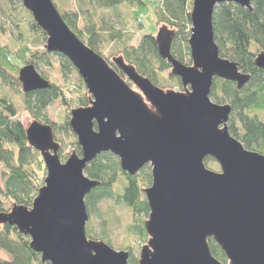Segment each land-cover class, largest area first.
Wrapping results in <instances>:
<instances>
[{
    "label": "water",
    "instance_id": "1",
    "mask_svg": "<svg viewBox=\"0 0 264 264\" xmlns=\"http://www.w3.org/2000/svg\"><path fill=\"white\" fill-rule=\"evenodd\" d=\"M251 1L192 0L190 66L171 54L175 32L158 30V56L183 89L175 92L160 89L121 57L113 58L125 81L76 37L51 0H20L46 35L44 51L70 62L90 98L88 107L69 114L79 156L72 152L62 163L52 127L39 121L26 127L27 144L42 158L46 176L31 207L13 205L0 212V227L27 237L41 264H128L127 252L88 240L85 231V198L99 183L84 170L109 153L130 177L150 168L151 185L141 190L149 209L143 225L148 240L138 264H223L211 255L209 240L227 264H264V155L246 150L230 135L231 106L210 99L215 79L234 83L237 90L250 81L236 63L220 58L214 10L233 3L250 11ZM253 65L264 73V51ZM18 79L24 94L50 86L34 65L21 68ZM207 158L219 172L207 169Z\"/></svg>",
    "mask_w": 264,
    "mask_h": 264
},
{
    "label": "trees",
    "instance_id": "2",
    "mask_svg": "<svg viewBox=\"0 0 264 264\" xmlns=\"http://www.w3.org/2000/svg\"><path fill=\"white\" fill-rule=\"evenodd\" d=\"M86 1L94 10H109L120 5L132 6L134 12H132L131 21L135 28L133 33L141 30L147 32L136 45L120 46L124 30H116L110 23L106 25L102 20L96 22V11L87 10L85 14H82L81 29L78 26L81 20L79 13L71 10L58 12L76 37L107 61L123 79L124 75L110 61L112 57H121L126 64L133 66L140 75L159 88L169 87L161 74L168 71L170 66L158 56L155 43V36L161 27L175 32L171 46L172 56L183 65L191 64L188 39L192 0ZM13 3L20 7L19 11L29 15L20 5V0H0V14L7 11ZM53 4L56 8L55 3ZM250 6L249 11L233 3H223L214 10L213 34L220 58L236 63L240 72L250 75V81L241 90H237L234 83L216 79L211 89L210 99L217 105L231 106L227 124L230 135L246 150L264 155V73L253 65L255 55L264 51V0H252ZM15 26L20 30L19 37L23 45L12 50L0 45V198L3 196L5 199L14 201L15 205L29 208L43 186L46 172L45 169L42 170L43 178H40L38 172L42 169V161L39 154L28 146L25 135L27 126L20 122L18 107L6 93L20 95L22 108L33 120L50 125L54 132L64 133L70 131L67 123L68 116L63 118L61 124H54L44 115V111L56 100H60L64 106L69 105L70 94L79 95L85 92V88L77 90L70 89L69 86L59 87L48 81L50 85L48 89L28 94L22 93L18 75L23 66L50 67L49 58L59 57L61 65L59 72L64 80L65 72L69 70V67H73L66 58L58 54H48L43 50L35 51L37 44L46 42V35L34 24V21H30L27 25L18 21ZM0 28L3 33V27L0 26ZM169 81L176 82L180 86L179 80L171 75ZM129 86L132 85L129 84ZM76 100L82 107L88 105L85 97H77ZM62 158L65 159V156ZM209 163H213L218 169L217 164L209 158L205 159L207 169ZM84 174L87 178L99 183V186L85 198L89 219H92L91 215L96 211L95 206L103 201L111 202L113 208L122 205L130 212L133 221L137 222H131V225L126 228V239H130L134 233L144 237L141 219L148 216L149 209L141 190L143 185H151L150 168L146 166L136 176L130 177L120 170L119 162L114 156L104 153L87 165ZM118 177L123 178L124 188L116 194L114 190ZM89 232L90 239L92 234ZM208 246L211 255L217 261L227 263L214 241L209 240ZM125 249L126 252H130H127L128 254L133 255L131 247L127 246ZM0 251L9 257L8 260L0 258V264H41L39 255L29 247V239L8 225L0 227ZM129 264L137 263L130 261Z\"/></svg>",
    "mask_w": 264,
    "mask_h": 264
},
{
    "label": "rangeland",
    "instance_id": "3",
    "mask_svg": "<svg viewBox=\"0 0 264 264\" xmlns=\"http://www.w3.org/2000/svg\"><path fill=\"white\" fill-rule=\"evenodd\" d=\"M53 3H55L59 13L69 10L76 11L77 13H79L81 19L78 23L79 29L83 27L82 14H85L87 10L91 12L96 11V16H95L96 22H101L102 20L104 24L110 23L116 30H120V29L124 30L123 31L124 34L121 35V39L119 43L120 46H124L125 44L136 45L138 41L141 39V37L147 34L146 30H141L138 31L137 33H133V30L135 28L132 25V21H131V15L132 12H134V8H132V6L128 7L125 5H120L109 10H94L88 6L86 0H53ZM20 5L22 6L21 2ZM19 9L20 7H18L16 3H13L10 6V8L7 9V11H4L2 15L0 14V26H2L4 29V32L2 33L1 32L2 29L0 28L1 29L0 45L8 47L11 50L19 48L20 46L23 45L21 44V40H20L21 38L19 37L20 30L15 26L16 22L21 21L22 23L27 25L28 23H30V21H33L29 13H28L29 15L27 16L25 13L19 11ZM17 19L19 20L17 21ZM146 22H144V25H146ZM45 44L46 42L37 44L35 46V51L36 50L44 51ZM113 58H117V57H112L110 61H112ZM49 59L51 64L50 67H46L44 65L39 67L35 66L37 72L44 79L59 87L69 86L70 89L73 88L77 90L83 89V87L85 88L82 80L80 79L74 68L69 67V70L65 72L66 78L64 80L59 72V67L61 66L59 61L60 58L54 56V57H50ZM170 75H171L170 69L161 74L162 79L168 83L169 87L165 89L163 88L160 89L181 92L183 90L181 84L180 86H178L176 82L169 81ZM124 80L127 81L125 77ZM127 83L128 85L130 84L129 82ZM131 88L136 91V89L133 86H131ZM6 95L10 96V98H12L15 104L17 105L19 111V120L22 123V125L28 126L32 121H37V120H33L30 117V115L22 108V103H21L22 97L20 95H16V94L12 95L9 93H6ZM77 97H85L87 99V104L89 103L90 97L87 94V90L85 88V92L83 91L79 95L70 94L69 99L71 100L69 102V105L67 106L62 105L60 100L54 101V103L48 106L47 109L44 111V115L49 119L50 122L54 124H61L65 116H68V120H69V114L72 110H75L77 108H85L89 106L88 104L87 106L82 107L78 102V100H76ZM53 134L55 141L60 145L59 159L62 163L66 161V159L69 157V155L72 152H75L78 156L80 155V149L77 146L76 138L71 133V131L68 130V132H64V133L53 131ZM74 143H76L75 146ZM63 156H65V159L62 158ZM40 160L42 161L41 157ZM217 167L218 169L213 163H209L208 169L213 172H219V166L217 165ZM44 169L45 167L42 162V169L40 172H38L40 178H43L41 177L42 176L41 173L42 170ZM0 171H1V164H0ZM142 187H143L142 189H144L149 187V185H143ZM123 188H124L123 178L118 177L114 192L117 194L121 192ZM0 199H1V209H2L1 212L8 213L11 210L12 206L15 205L14 201L5 199V197L3 196ZM113 207L114 206L112 205V203L108 201H103L101 204L95 206L96 211L92 213L91 215L92 219H88V222L86 224V228H85L86 236L88 238V231H90L89 233H91L92 236L90 239L88 238V240L103 242L111 249L117 252L126 251L125 248L127 246L131 247V250L133 251L132 257L133 259H135L137 263L140 249L142 246H144L147 243L148 237L146 235L144 237H139L136 235V233H134V235L130 239L129 238L126 239V235H127L126 228L129 225H131V222H134L132 216L130 212L122 205H119L116 208ZM147 217H143L141 219L142 224L147 220ZM0 258L4 260L9 259L8 255L3 251H0Z\"/></svg>",
    "mask_w": 264,
    "mask_h": 264
},
{
    "label": "flooded vegetation",
    "instance_id": "4",
    "mask_svg": "<svg viewBox=\"0 0 264 264\" xmlns=\"http://www.w3.org/2000/svg\"><path fill=\"white\" fill-rule=\"evenodd\" d=\"M216 80V79H215ZM214 80V81H215ZM214 84V83H213ZM142 225H144V223L142 224ZM143 229H144V227H143ZM126 252V251H125ZM129 253V252H128ZM130 261L131 262H133V263H135L136 261H135V259H133V257L129 254V259H128V264L130 263ZM137 263H138V261H137ZM227 264V263H226Z\"/></svg>",
    "mask_w": 264,
    "mask_h": 264
}]
</instances>
